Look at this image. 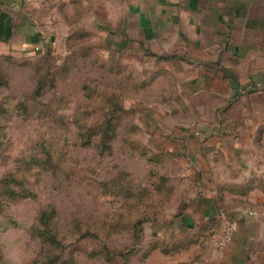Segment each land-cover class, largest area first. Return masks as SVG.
I'll list each match as a JSON object with an SVG mask.
<instances>
[{
	"label": "rangeland",
	"instance_id": "obj_1",
	"mask_svg": "<svg viewBox=\"0 0 264 264\" xmlns=\"http://www.w3.org/2000/svg\"><path fill=\"white\" fill-rule=\"evenodd\" d=\"M92 1L74 2L63 49L0 54V264H203L200 242L220 249L224 219L184 231L166 220L194 190L186 129L207 127L210 138L227 125L228 150L242 147L264 190V84H233L264 77V33L240 24L208 52L164 59L171 53L112 48L86 20ZM156 171L168 189L152 187ZM53 208L60 244L34 228Z\"/></svg>",
	"mask_w": 264,
	"mask_h": 264
},
{
	"label": "crops",
	"instance_id": "obj_2",
	"mask_svg": "<svg viewBox=\"0 0 264 264\" xmlns=\"http://www.w3.org/2000/svg\"><path fill=\"white\" fill-rule=\"evenodd\" d=\"M77 0H0V54L44 53L64 48L75 16ZM88 23L118 50L146 49L173 55L208 52L218 37L233 33L240 24L247 30L264 33V0H94ZM251 44H235L233 50H247ZM108 49L107 51H112ZM177 53V54H176ZM188 55V54H187ZM220 67H223L220 65ZM203 77H207L203 73ZM237 88L264 84V77L233 81ZM241 87V88H240ZM203 131L186 129L183 141L187 162L192 164L188 178L194 190L180 207L166 216L175 231L189 230L200 223L222 217L234 226L233 239L217 249L200 242L203 264H264V190L254 185L257 177L242 147L235 144L232 155L226 140L227 125L216 126L208 138ZM229 146V147H228ZM167 151H169L167 149ZM184 162V160H183ZM187 174V173H186ZM185 174V175H186ZM227 184V185H226ZM242 189L228 192L232 186ZM232 196L231 200L227 199ZM158 233V231H156ZM154 251V256H160ZM184 261L190 258L184 257Z\"/></svg>",
	"mask_w": 264,
	"mask_h": 264
},
{
	"label": "trees",
	"instance_id": "obj_3",
	"mask_svg": "<svg viewBox=\"0 0 264 264\" xmlns=\"http://www.w3.org/2000/svg\"><path fill=\"white\" fill-rule=\"evenodd\" d=\"M173 55H161L160 57L161 58H164V59H170ZM106 126H107V129L104 130V136H103V140H102V144H104V147L106 149L110 148V145H108V140H106L111 132V130H114L116 125H114V122L112 121V118H107L106 119ZM90 140L89 139H86V143L89 144ZM105 149V150H106ZM161 153H166V152H161ZM168 153V152H167ZM158 156V159H160V157L162 156L160 153L157 154ZM155 171L153 170V173ZM156 175L159 176L158 179L160 180V182L158 181H152V187L153 188H156L157 190H161L163 188H169L170 185H169V181H170V176L166 173H160L158 171H156ZM259 180V179H258ZM143 192L140 193V196L141 194H143ZM50 213H51V216L52 214L56 213V210L55 208L48 210V209H43L41 210L40 212V216H39V223L37 225L34 226V228L39 232L38 234H40V236H45L44 234H49L48 237H46L47 241L50 242V243H54V242H57L60 244V241L56 238V234H54L52 231L49 230V225H50ZM147 218H150L148 216H146ZM144 219H141L139 218V221L140 223L143 222ZM44 226L45 228L42 229L41 226ZM0 259H2V255L0 254Z\"/></svg>",
	"mask_w": 264,
	"mask_h": 264
},
{
	"label": "built area",
	"instance_id": "obj_4",
	"mask_svg": "<svg viewBox=\"0 0 264 264\" xmlns=\"http://www.w3.org/2000/svg\"><path fill=\"white\" fill-rule=\"evenodd\" d=\"M233 235V224L228 220H224L222 224V229L219 234L215 236L213 243L216 247L222 248L233 239Z\"/></svg>",
	"mask_w": 264,
	"mask_h": 264
}]
</instances>
